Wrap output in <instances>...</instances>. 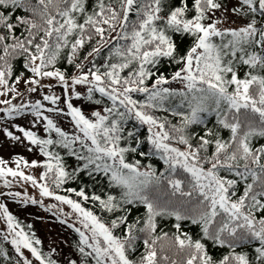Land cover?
Segmentation results:
<instances>
[{"label":"snow or ice","instance_id":"snow-or-ice-1","mask_svg":"<svg viewBox=\"0 0 264 264\" xmlns=\"http://www.w3.org/2000/svg\"><path fill=\"white\" fill-rule=\"evenodd\" d=\"M0 95L71 235L0 201V264H264V0H0Z\"/></svg>","mask_w":264,"mask_h":264},{"label":"rangeland","instance_id":"rangeland-1","mask_svg":"<svg viewBox=\"0 0 264 264\" xmlns=\"http://www.w3.org/2000/svg\"><path fill=\"white\" fill-rule=\"evenodd\" d=\"M23 87V85H21ZM54 91L57 94H60L61 92V86L55 85ZM35 98H39L36 96L35 93L31 94ZM3 95H0V99H3ZM16 102H20L19 98H15ZM74 103H79L77 98H73ZM3 106L0 105V108ZM0 117H3V113L0 112ZM15 123H21L27 124L29 123L28 120H25L23 117H14V118H0V128H3L5 126L10 127L11 124ZM61 127H67L68 121L66 119H58L57 121ZM12 131L16 132L15 129H11ZM40 131H42V126L40 128ZM18 134V133H17ZM15 154H20L25 157V159H32L36 158L38 156V151H28L23 145L19 144L18 142L10 141L6 136L3 135L2 132H0V159H4L8 161L9 166H15L13 161L11 160V157ZM25 171H28V169H24ZM33 174H36L39 169H31ZM11 179V177H9ZM8 191H20L24 192L27 191V193L30 196H33L37 199H41L39 196V192L36 188L33 187L31 183L21 181L19 183H13L9 186H5L3 183H0V201H3L9 210L13 213L18 215L20 218L25 219L26 221L32 223L35 228L38 231V234L44 239V243L48 245L49 243L53 244V246H56L58 249H62L64 254H67V246L63 245L61 242L65 238V235L67 233V230L63 225H61L59 222L54 221L51 218V213H49L45 208H41L39 205H22L19 204L17 201L13 200L11 197H8L6 195H3L4 193H7ZM43 201L45 204H47L50 201V198H43ZM67 207V206H65ZM3 222L0 221V226H2Z\"/></svg>","mask_w":264,"mask_h":264},{"label":"trees","instance_id":"trees-1","mask_svg":"<svg viewBox=\"0 0 264 264\" xmlns=\"http://www.w3.org/2000/svg\"><path fill=\"white\" fill-rule=\"evenodd\" d=\"M58 66H60V67L63 68L65 65H64L63 61H61V62L59 63ZM17 67H18V70H19V67H20V66L18 65ZM36 158H43V157H42V154H40V153L38 152V156H37ZM153 162H154V163L157 162L155 158H153ZM158 166H161V165L158 164ZM69 186H75L74 182H73V183H66V184H65V187H69ZM14 215H15V216L18 218V220H20V221L22 222V224H24L25 226L29 223V222L26 221L25 219L20 218L18 215H16V214H14ZM31 224H32V223H31ZM32 227H33V230L37 233V235L41 238V240H42L43 243H44V239L38 234V231H37V229L35 228V226H34L33 224H32ZM66 230H67V229H66ZM65 237L71 239L70 230H67V233H66ZM44 245H45V247H47V245H46L45 243H44ZM7 246L10 247V245H7Z\"/></svg>","mask_w":264,"mask_h":264}]
</instances>
